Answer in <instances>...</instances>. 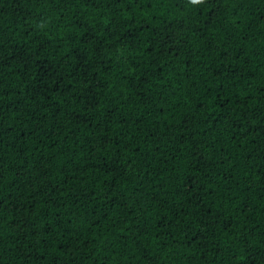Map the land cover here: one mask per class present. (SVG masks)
Wrapping results in <instances>:
<instances>
[{
	"label": "trees",
	"instance_id": "obj_1",
	"mask_svg": "<svg viewBox=\"0 0 264 264\" xmlns=\"http://www.w3.org/2000/svg\"><path fill=\"white\" fill-rule=\"evenodd\" d=\"M0 264H264V0H0Z\"/></svg>",
	"mask_w": 264,
	"mask_h": 264
},
{
	"label": "clouds",
	"instance_id": "obj_2",
	"mask_svg": "<svg viewBox=\"0 0 264 264\" xmlns=\"http://www.w3.org/2000/svg\"><path fill=\"white\" fill-rule=\"evenodd\" d=\"M193 4H201L203 3V0H191Z\"/></svg>",
	"mask_w": 264,
	"mask_h": 264
}]
</instances>
